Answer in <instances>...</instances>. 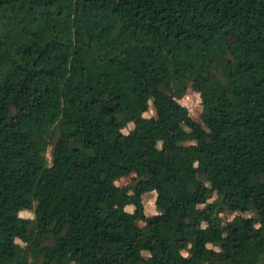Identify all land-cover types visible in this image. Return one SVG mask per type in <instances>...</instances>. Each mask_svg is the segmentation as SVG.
<instances>
[{
	"label": "trees",
	"instance_id": "16d2710c",
	"mask_svg": "<svg viewBox=\"0 0 264 264\" xmlns=\"http://www.w3.org/2000/svg\"><path fill=\"white\" fill-rule=\"evenodd\" d=\"M0 264H264V0H0Z\"/></svg>",
	"mask_w": 264,
	"mask_h": 264
},
{
	"label": "rangeland",
	"instance_id": "374dc122",
	"mask_svg": "<svg viewBox=\"0 0 264 264\" xmlns=\"http://www.w3.org/2000/svg\"><path fill=\"white\" fill-rule=\"evenodd\" d=\"M180 103H182L183 105L186 106L189 115L197 120L199 123V119H198V112L200 109V97H199V93L197 91H194L192 89H190L189 87L186 88L185 92L183 93V95L181 97H179L177 99ZM152 114V107L149 104V107L146 111H144L142 113L141 116L144 115H149ZM216 115H221V110H217L216 111ZM139 117L138 118H134L131 121H124L123 118L121 116H118V124L119 127L121 129V131L126 132L129 128H131L135 123H137L139 121ZM193 134L194 136H197L199 134L202 133L203 131V126L200 123L199 126H197L196 128H194L193 130ZM157 136V133H156ZM52 153H54V150L52 149L51 145H48L45 154L47 156L48 161L51 158ZM56 154H59L58 151L55 152ZM196 171H198V168L195 167ZM133 174H128L126 176H122L119 177L118 179L114 180L112 187L110 188V191H114L116 188L120 187V186H124L126 184H129L132 180ZM216 196L215 192H213L211 194V196L208 198V201L214 199ZM154 192H147L141 195V201H142V205H143V212L146 215H149L151 213L156 212L155 211V207H154ZM125 209L127 210H131V206H125ZM18 212H16V215L18 216H23V217H32V211L30 210H26V209H18ZM220 216L222 217V219H230L232 218L235 214H242L243 216H246L247 218L250 217L252 215V212L250 211H233V212H227V211H222L219 213ZM15 246L17 248L18 251H21L23 243L19 241V239L15 238ZM215 249V251L217 252V247L214 246L213 247ZM187 253V250L185 251ZM217 254V253H216Z\"/></svg>",
	"mask_w": 264,
	"mask_h": 264
},
{
	"label": "crops",
	"instance_id": "0c3cea01",
	"mask_svg": "<svg viewBox=\"0 0 264 264\" xmlns=\"http://www.w3.org/2000/svg\"><path fill=\"white\" fill-rule=\"evenodd\" d=\"M126 206H130V205H126ZM127 210V209H126Z\"/></svg>",
	"mask_w": 264,
	"mask_h": 264
}]
</instances>
